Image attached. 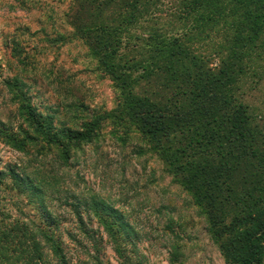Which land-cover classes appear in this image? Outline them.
Returning a JSON list of instances; mask_svg holds the SVG:
<instances>
[{
  "label": "trees",
  "instance_id": "1",
  "mask_svg": "<svg viewBox=\"0 0 264 264\" xmlns=\"http://www.w3.org/2000/svg\"><path fill=\"white\" fill-rule=\"evenodd\" d=\"M159 1L73 0L68 14L73 34L114 81L118 106L81 128L57 124L54 113L31 103L24 81L15 76L4 82L13 102H19V119L0 117V138L28 154L32 147L40 156L56 148L67 164L70 148L94 141L103 121L128 122L148 139L206 215L226 264H264V122L257 120L242 88L252 65L264 61V0H181L183 14L199 24H229L228 42L219 46L215 66L182 38L158 33L147 43V57L141 50L140 58L131 54L130 29ZM143 79L159 80L160 89L138 92ZM5 176L20 192L38 198L51 226L60 222L46 203L43 181L13 167L0 169V184ZM86 203V211L95 213L115 251L125 257L119 242L126 233L122 215L104 199L93 196ZM79 208L74 207V214L80 231L97 243ZM0 264L78 263L69 259L50 227L35 219L0 217Z\"/></svg>",
  "mask_w": 264,
  "mask_h": 264
},
{
  "label": "rangeland",
  "instance_id": "2",
  "mask_svg": "<svg viewBox=\"0 0 264 264\" xmlns=\"http://www.w3.org/2000/svg\"><path fill=\"white\" fill-rule=\"evenodd\" d=\"M72 8L73 0H0L1 118L19 119V102H13L4 82L15 76L24 81L31 103L54 113L57 124L81 128L118 106L119 89L84 41L73 34L68 16ZM149 12L127 35L131 54L141 50L147 57V43L158 33L162 38H182L196 53L210 57L214 66L220 60L217 50L228 42V23L201 25L183 14L181 0H160ZM159 82L143 79L136 90L151 93L160 89ZM242 88L257 120L264 122L263 60L252 65ZM31 149L30 154L19 151L0 138V169L13 167L43 181L46 203L60 222L51 226L37 205L38 198L30 191L20 192L9 176L0 184V217L35 219L50 227L73 263L226 264L210 236L206 215L168 172L148 139L128 122L103 121L94 141L70 148L67 164L61 162L56 148L41 156ZM93 196L122 215L126 233L118 237L125 257L115 251L95 213L86 211L85 203ZM74 203L79 204L97 243L80 231Z\"/></svg>",
  "mask_w": 264,
  "mask_h": 264
}]
</instances>
